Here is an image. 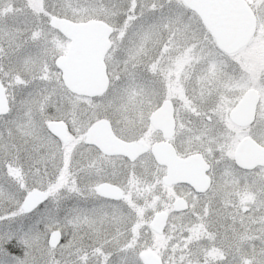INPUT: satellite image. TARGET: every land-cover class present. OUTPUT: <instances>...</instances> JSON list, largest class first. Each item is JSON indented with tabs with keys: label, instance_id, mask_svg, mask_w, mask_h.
<instances>
[{
	"label": "snow or ice",
	"instance_id": "snow-or-ice-1",
	"mask_svg": "<svg viewBox=\"0 0 264 264\" xmlns=\"http://www.w3.org/2000/svg\"><path fill=\"white\" fill-rule=\"evenodd\" d=\"M0 264H264V0H0Z\"/></svg>",
	"mask_w": 264,
	"mask_h": 264
}]
</instances>
